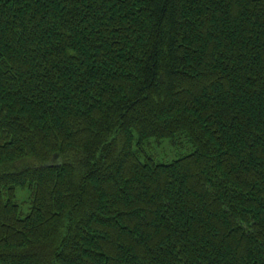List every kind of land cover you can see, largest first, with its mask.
<instances>
[{"label": "trees", "instance_id": "obj_1", "mask_svg": "<svg viewBox=\"0 0 264 264\" xmlns=\"http://www.w3.org/2000/svg\"><path fill=\"white\" fill-rule=\"evenodd\" d=\"M0 264H264V0H0Z\"/></svg>", "mask_w": 264, "mask_h": 264}, {"label": "rangeland", "instance_id": "obj_2", "mask_svg": "<svg viewBox=\"0 0 264 264\" xmlns=\"http://www.w3.org/2000/svg\"><path fill=\"white\" fill-rule=\"evenodd\" d=\"M169 141L170 140H163L160 143H152L148 153L152 155L156 162L168 163L180 156L192 152V148L185 143L175 146ZM20 199L24 201L26 199V194H20Z\"/></svg>", "mask_w": 264, "mask_h": 264}]
</instances>
